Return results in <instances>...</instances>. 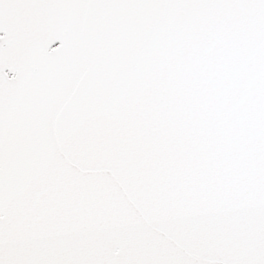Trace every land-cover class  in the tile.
I'll use <instances>...</instances> for the list:
<instances>
[{
    "label": "snow or ice",
    "instance_id": "6c2138e0",
    "mask_svg": "<svg viewBox=\"0 0 264 264\" xmlns=\"http://www.w3.org/2000/svg\"><path fill=\"white\" fill-rule=\"evenodd\" d=\"M0 264H264V0H0Z\"/></svg>",
    "mask_w": 264,
    "mask_h": 264
}]
</instances>
